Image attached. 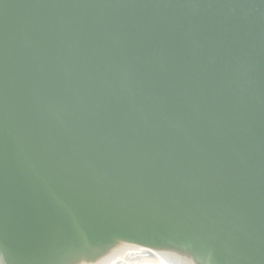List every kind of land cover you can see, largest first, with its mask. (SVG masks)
Masks as SVG:
<instances>
[{
  "label": "water",
  "instance_id": "95a60500",
  "mask_svg": "<svg viewBox=\"0 0 264 264\" xmlns=\"http://www.w3.org/2000/svg\"><path fill=\"white\" fill-rule=\"evenodd\" d=\"M264 264V0H0V264Z\"/></svg>",
  "mask_w": 264,
  "mask_h": 264
},
{
  "label": "bare ground",
  "instance_id": "6f19581e",
  "mask_svg": "<svg viewBox=\"0 0 264 264\" xmlns=\"http://www.w3.org/2000/svg\"><path fill=\"white\" fill-rule=\"evenodd\" d=\"M131 264H160L159 262H156L155 260L153 259H143L142 261H139V262H132Z\"/></svg>",
  "mask_w": 264,
  "mask_h": 264
}]
</instances>
